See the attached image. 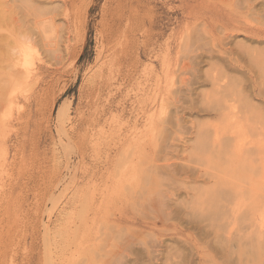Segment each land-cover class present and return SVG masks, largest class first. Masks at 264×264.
<instances>
[{"label": "rangeland", "instance_id": "374dc122", "mask_svg": "<svg viewBox=\"0 0 264 264\" xmlns=\"http://www.w3.org/2000/svg\"><path fill=\"white\" fill-rule=\"evenodd\" d=\"M263 41L264 0H0V264H264Z\"/></svg>", "mask_w": 264, "mask_h": 264}, {"label": "bare ground", "instance_id": "6f19581e", "mask_svg": "<svg viewBox=\"0 0 264 264\" xmlns=\"http://www.w3.org/2000/svg\"><path fill=\"white\" fill-rule=\"evenodd\" d=\"M4 10H6L5 8H3ZM3 10V11H4ZM7 12V11H6ZM3 13V12H2ZM5 14V13H4ZM3 15V14H2ZM7 16H10V12H9V15L8 14H6ZM5 16V15H4ZM11 16L15 19V21H18V19L16 18V16L14 15V13H12L11 14ZM11 17V18H12ZM6 18V17H5ZM12 18V19H13ZM27 35V34H26ZM30 38V37H29ZM31 39V38H30ZM19 40V39H18ZM16 41V40H15ZM32 42V41H31ZM264 42V41H263ZM21 46V45H20ZM27 47H28V45H27ZM26 47V48H27ZM32 47V46H31ZM28 49V48H27ZM30 49V48H29ZM23 50V49H22ZM20 52V51H19ZM22 52V51H21ZM20 52V53H21ZM24 53H25V51H24ZM18 55V54H17ZM14 60V59H13ZM16 60H14V62H15ZM29 60H27V62H28ZM20 62V61H19ZM12 68V67H11ZM14 69V68H13ZM14 71V70H13ZM21 72V71H20ZM13 73V72H12ZM17 73V71L15 72V74ZM22 73V72H21ZM18 74V73H17ZM26 74V75H25ZM32 73H31V71L30 72H28V70H27V72H25L24 73V75H25V77L26 78H28L30 75H31ZM23 75V76H24ZM16 76V75H15ZM21 78H22V76H21ZM25 80H27V79H25ZM21 83H22V81H21ZM251 103V102H250ZM253 105V104H252ZM255 105V104H254ZM250 106V105H249ZM255 108V107H254ZM257 109V108H256ZM260 109V108H259ZM262 109V108H261ZM260 111V110H259ZM236 137V136H235ZM237 139V138H236ZM238 139H239V137H238ZM237 139V140H238ZM231 141V140H230ZM233 141V140H232ZM235 141V140H234ZM239 141V140H238ZM262 141V140H261ZM220 143V142H219ZM218 143V144H219ZM227 143V142H226ZM236 142H234V144H235ZM261 143V142H260ZM234 144L232 145V146H234ZM238 144V143H237ZM237 144H235L237 147H239ZM217 145V144H216ZM229 145V144H228ZM236 146H234V148H236L237 149V147ZM257 146H258V144H257ZM228 147V146H227ZM262 147V146H261ZM264 147V146H263ZM263 147L261 148V149H263ZM247 149V148H246ZM251 149V148H250ZM256 149V148H255ZM259 149H260V146H259ZM234 150V149H233ZM239 150H240V147H239ZM239 150H237V151H239ZM248 150V149H247ZM232 151V150H231ZM244 151V150H243ZM260 150H256V152H259ZM262 151V150H261ZM233 152V151H232ZM242 152V151H241ZM245 152V151H244ZM264 152V151H263ZM236 153V152H235ZM239 153V152H238ZM234 154V153H233ZM252 154V153H251ZM260 154H262V152L260 153ZM237 155V154H236ZM247 155V154H246ZM255 156H257V154H254ZM253 155V156H254ZM259 155V154H258ZM262 155H264V154H262ZM251 157H252V155H251ZM240 158V157H239ZM244 158V157H243ZM249 158V157H248ZM254 158V157H253ZM259 158H262V157H259ZM264 158V157H263ZM242 158H240V160H241ZM245 159V158H244ZM254 159H256V158H254ZM257 160V159H256ZM255 160V161H256ZM262 160H264V159H262ZM250 161V160H249ZM252 161H253V159H252ZM251 162V161H250ZM244 163V162H243ZM260 163V162H259ZM258 163V165L260 166V164ZM242 164V163H241ZM261 165H262V167H263V165L264 164H262V162H261ZM242 167V166H241ZM256 167V166H255ZM251 168H253L252 166H251ZM259 168V167H258ZM261 168V167H260ZM259 168V169H260ZM264 168V167H263ZM245 170V169H244ZM253 170V169H252ZM256 170V169H255ZM243 171V170H242ZM248 171H250V170H248ZM264 171V170H263ZM254 174V173H253ZM261 175V174H260ZM263 178H264V175H263ZM264 180V179H263ZM250 182V181H249ZM263 183V182H262ZM263 188V187H262ZM246 192V191H245ZM258 192V191H257ZM254 194V193H253ZM236 195V194H235ZM250 195V194H249ZM236 197V196H235ZM263 196H261V198H262ZM251 198V197H250ZM239 199V198H238ZM259 200H261V199H259ZM237 201H239V200H237ZM258 201V200H257ZM244 202H246V201H244ZM256 202V201H255ZM261 203H264L263 201L261 202ZM245 204V203H244ZM239 205V204H238ZM246 205V204H245ZM263 205V204H262ZM255 206V205H254ZM260 206H261V204H260ZM256 207V206H255ZM247 209H248V207H247ZM262 209V208H261ZM224 211V210H223ZM239 211H240V209H239ZM264 211V210H263ZM260 212V211H259ZM253 214V213H252ZM264 214V213H263ZM261 215V214H260ZM234 217V216H233ZM236 217H238V216H236ZM262 217H264V216H262ZM261 217V218H262ZM252 219V218H251ZM263 219V218H262ZM258 220V219H257ZM257 220H255L256 222H257ZM235 221V220H234ZM251 221V220H250ZM253 221V220H252ZM249 221L247 220V222L246 223H248ZM255 222V223H256ZM261 222V221H260ZM263 222V221H262ZM258 223V222H257ZM253 224V223H252ZM260 224V223H259ZM246 225V224H245ZM249 225V224H248ZM258 225V224H257ZM263 224H260V225H258V228H260L259 226H262ZM262 228H264V225H263V227ZM250 229H251V227H250ZM256 230H257V228H256ZM263 230V229H262ZM261 231V230H260ZM262 236V235H261ZM262 238H264V237H262ZM261 238V239H262ZM264 240H262V242H263Z\"/></svg>", "mask_w": 264, "mask_h": 264}]
</instances>
